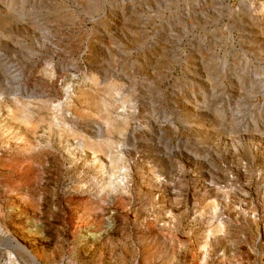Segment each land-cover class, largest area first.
<instances>
[{
    "label": "rangeland",
    "instance_id": "obj_1",
    "mask_svg": "<svg viewBox=\"0 0 264 264\" xmlns=\"http://www.w3.org/2000/svg\"><path fill=\"white\" fill-rule=\"evenodd\" d=\"M0 264H264V0H0Z\"/></svg>",
    "mask_w": 264,
    "mask_h": 264
},
{
    "label": "bare ground",
    "instance_id": "obj_2",
    "mask_svg": "<svg viewBox=\"0 0 264 264\" xmlns=\"http://www.w3.org/2000/svg\"><path fill=\"white\" fill-rule=\"evenodd\" d=\"M25 249V248H24ZM26 250V249H25ZM27 251V250H26ZM27 253H29L30 256H32V254L30 253V251H28ZM33 258V257H32Z\"/></svg>",
    "mask_w": 264,
    "mask_h": 264
}]
</instances>
